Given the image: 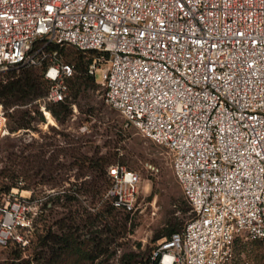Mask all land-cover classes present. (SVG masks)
Instances as JSON below:
<instances>
[{"label":"built area","instance_id":"1","mask_svg":"<svg viewBox=\"0 0 264 264\" xmlns=\"http://www.w3.org/2000/svg\"><path fill=\"white\" fill-rule=\"evenodd\" d=\"M52 44L94 53L86 71L100 73L105 103L170 153L191 206L183 229L135 264H251L234 244L264 242V0H0V72L44 67L47 120L74 74ZM10 110L0 103V138ZM107 176L93 205L75 179L28 196L18 181L0 194V247H27L56 196L140 213V175L114 164Z\"/></svg>","mask_w":264,"mask_h":264},{"label":"rangeland","instance_id":"2","mask_svg":"<svg viewBox=\"0 0 264 264\" xmlns=\"http://www.w3.org/2000/svg\"><path fill=\"white\" fill-rule=\"evenodd\" d=\"M69 51L72 47L66 48ZM12 70V69H11ZM10 71V70H8ZM0 72V81H6L5 75ZM96 80L100 81V73L96 72ZM95 80L94 86L82 89L77 98L72 97L69 117L60 122L51 114L47 120L41 110L44 100L39 102V110L42 118L37 113L31 112L30 128H18L12 130V117L14 107H8V133L0 138V183L8 181L9 172L20 168L16 163L22 159V155L35 153L40 148L47 150L44 159L49 161L53 151L66 148L72 142L80 146V150L88 155L97 156L106 153H114L111 163L108 165L121 164L128 169L136 171L141 178L137 205L141 207L140 213L128 215L125 224L121 227L115 242L120 244L115 254L104 264H119V254L125 251H132L138 254V258L149 253L156 245L152 237L156 230L163 229L166 218L178 217L182 220L191 216V210H185L181 186L173 174L171 167L170 153L159 144L143 137L136 128L126 123L125 118L116 109L107 105L103 99V89ZM1 103V102H0ZM7 108V109H8ZM69 143V144H68ZM19 158H16V157ZM38 161L40 159L38 158ZM65 164V169L57 170L53 178L46 181L40 176L32 178L31 171H20L18 181H22L27 189L19 191L22 195L28 196L26 190L38 186L60 187L64 182L75 179L80 181V186L89 184L91 174L88 172L79 175L77 167H69V158L66 153H59L58 158L53 162ZM146 163H152L158 170L151 171ZM106 167V169L108 168ZM1 171H3L1 173ZM45 180L43 184L33 186L34 181ZM17 181V183H18ZM100 191H81L87 195L89 203L95 204L106 190L104 182H100ZM13 189V188H12ZM11 189V190H12ZM20 190V189H19ZM0 194H2L0 192ZM187 203V202H186ZM90 213H94L89 211ZM55 217V216H54ZM53 217V218H54ZM161 239V238H160ZM36 241L33 236V243ZM251 240H238L236 243V255H243L251 264H264V242ZM12 247H0V264H10L12 261ZM32 245L23 252V257L32 254ZM97 262V261H96ZM87 264V263H86Z\"/></svg>","mask_w":264,"mask_h":264},{"label":"trees","instance_id":"3","mask_svg":"<svg viewBox=\"0 0 264 264\" xmlns=\"http://www.w3.org/2000/svg\"><path fill=\"white\" fill-rule=\"evenodd\" d=\"M67 47H72L74 50L68 53ZM49 49L57 51L64 62L72 64L74 67V74L67 80L70 99L66 102L46 104L50 114L58 121L63 122L71 113L72 97L75 100L82 89L94 86V76L86 71L94 53L82 51L67 44H52ZM1 74L5 75L7 80L0 81V102L5 108L14 107L15 111L10 115L13 118L11 129L30 128L31 119L34 118L30 113L35 112L38 118L40 117L39 119L42 118L41 111L38 109L39 102L44 100L49 90L50 84L44 77V67H18ZM45 152L47 150L40 148L37 152L28 155L20 153L22 160L16 163L20 168L9 172V180L0 183V192H9L17 186V176L20 171H31L32 178L39 175L40 179L46 181L52 179L57 170L66 168L63 163H56L53 166V162L58 158L60 152L67 154L68 166H76L79 175H84L87 172L91 174L92 178L89 184L86 186L79 185L78 191L95 192L96 189L98 192L102 181L106 188L109 186L110 180L107 176L106 167L111 163L114 153H106L101 156H97L95 153L88 155L83 153L80 146L73 142L66 148L53 151L49 161L43 158ZM41 181L43 180L34 181L33 186L43 184L44 181ZM22 189L27 188L22 185ZM183 203L186 205L185 210H191L186 199L183 200ZM128 215L127 212L115 209L107 200L102 202L96 212L90 213L74 196L69 194L61 197L56 196L52 201V206L35 223L30 244L24 248L14 242L7 245L13 248L10 264H104L115 254L116 249H119L120 244H117L115 240L120 233L118 230L124 226ZM192 215L191 212L188 219ZM188 219L166 218L163 229L156 230L152 240L169 238L172 233L180 232ZM33 236L36 239L34 243ZM238 240H235L234 247ZM254 241L260 240H251L250 242ZM31 245L33 247L32 254L23 257V252ZM120 252L119 264H135L144 257L138 258V254L132 251L122 252L120 250Z\"/></svg>","mask_w":264,"mask_h":264}]
</instances>
